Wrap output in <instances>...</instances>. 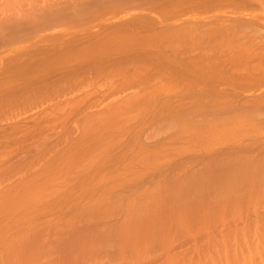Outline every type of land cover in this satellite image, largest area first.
<instances>
[{"label":"bare ground","instance_id":"bare-ground-1","mask_svg":"<svg viewBox=\"0 0 264 264\" xmlns=\"http://www.w3.org/2000/svg\"><path fill=\"white\" fill-rule=\"evenodd\" d=\"M219 1L242 9L255 3L160 0L158 12L169 17L156 27L137 9L138 0H68L61 3L68 7L54 3L49 9L55 10L42 12L57 18L49 27L47 19L40 20L42 27L31 34L37 40L23 45L29 50L20 52L12 42L0 51V148L13 147L8 154L14 153L0 171V214H6L0 218L8 216L0 222V264H101L105 257V264H139L152 248L163 250L199 235L205 243L196 249L199 263L255 264L260 242L254 246L258 253L250 245L244 250L253 253L243 257L240 251L241 261L235 237L233 255L223 247L220 257L218 246L227 244L229 234L216 236L211 228L264 208V153L261 159L253 155L264 152V138L253 137L236 150L224 148L225 154H215L209 142L214 138L220 145L225 138L221 129L229 126L228 137L241 127L247 133L264 131V16L252 7L236 11L229 4L235 11L224 19L215 13L208 21L198 17L197 9L217 7ZM37 13L31 9L17 16ZM69 14L74 17L67 18ZM15 20L0 21V30L21 31ZM60 23L70 31L59 34L55 26ZM94 26L100 30L90 31ZM8 51L14 56L7 57ZM151 128L155 133L149 137ZM211 129L215 134L206 141ZM151 136L160 138L153 142ZM180 155H189L194 163ZM173 158L180 163L173 164ZM189 163H199V169L190 170ZM147 175L149 185L140 184ZM126 189L130 193L122 196ZM59 196L64 199L56 202ZM78 198H84L81 206ZM41 208L60 213L68 208L75 214L81 209V216L68 220L80 233L69 237L52 226L55 222L47 225V219L50 228H40L38 220L36 229L33 213ZM115 212L125 214L119 226L98 228L95 240L81 238L82 224L99 223ZM21 225L26 233L13 234ZM184 254L179 257L185 262ZM258 257L264 264V257Z\"/></svg>","mask_w":264,"mask_h":264},{"label":"rangeland","instance_id":"rangeland-1","mask_svg":"<svg viewBox=\"0 0 264 264\" xmlns=\"http://www.w3.org/2000/svg\"><path fill=\"white\" fill-rule=\"evenodd\" d=\"M68 0H0V21L1 22H4V21H9V20H11V19H14V18H16V22H19L18 23V25H20L21 26V31H19V32H13L12 30H10V29H1L0 30V51L2 50V49H5L6 48V46H10V43H12V42H15V47H16V49L18 48V51L20 50V52H23V51H25L26 49H28V48H24V46L26 47V45L27 44H29L30 42H32V41H35V40H37V38H32L33 36H31V34H33L34 33V30H36V29H38V28H40V27H42V23L40 22V20L41 19H47V23L45 24V27H49L50 25H52L55 21H54V19L55 18H57V15H55V14H50V13H42L43 11H53V10H55V9H49V8H51V7H53V6H55V5H57V4H54V3H65V2H67ZM159 1L160 0H138V3H137V9H139V10H141V12H142V14H144L145 15V17L144 18H146V19H148V18H151V21H154V23H155V26L156 27H159L161 24H163L162 22L163 21H166V20H164V19H167L168 20V17H169V15H162L161 14V12L159 13L158 12V10H157V7L159 6ZM255 2V3H252V2ZM257 0H252L251 1V3H252V5H251V7H250V5H249V2H247L246 4H245V6L243 5V9H245V11L247 10V8H248V11L250 10V8L251 9H253L252 11H255V13L254 14H256V13H258V14H260L261 16H264V10H262L263 9V7H264V2H258L259 4H261V6H262V4H263V6H262V9H261V7H260V5L256 2ZM46 2H48V3H46ZM220 2V1H219ZM219 2H217L218 4H217V7L216 6H210V7H207V8H209L208 10H206V9H197L198 11H197V13L201 10V13L199 14L200 16H198V17H200V18H203V16H204V18L203 19H207V21H208V19H213L214 17H216L215 15H217V16H220V15H222V18L225 16V15H227V13L229 14V12H232V11H241L240 9H242V6H237V4H231V3H228V4H226V2L225 3H223L222 1L219 3ZM224 4V5H223ZM229 4H231V5H233V7L235 6H237L238 8H235V10L233 9V10H231L230 8L232 7L231 5H229ZM62 6H66V7H68L67 5H65V4H61ZM223 5V6H222ZM238 5H241V4H238ZM191 6H193V5H191ZM228 8H227V7ZM247 6V8H245ZM127 7H130V5H128ZM188 7V6H187ZM187 7H185V8H187ZM190 7V6H189ZM232 7V8H233ZM215 8V9H214ZM31 9H34L36 12H38L36 15H33V14H28V15H26V16H23V15H21V17H18L17 16V14H21V13H24V14H26V13H29L30 12V10ZM189 9H193V8H189ZM218 9V10H217ZM242 9V10H243ZM171 10V8H167V11H170ZM188 10V9H187ZM212 10L214 11V12H212ZM216 10V11H215ZM231 10V11H230ZM259 10V11H258ZM189 11V10H188ZM229 11V12H228ZM251 11V12H252ZM194 12H196V11H194ZM243 12V11H242ZM211 13V14H210ZM215 13V15H213V14ZM246 13V12H245ZM203 14V15H202ZM206 14V15H205ZM210 14V15H209ZM257 14V16H259L260 17V15H258ZM195 15H197V14H195ZM168 16V17H167ZM202 16V17H201ZM213 17V18H209V17ZM71 17H74L72 14H69L68 16H67V18H71ZM95 17H97V16H95ZM163 17H167V18H163ZM208 17V18H207ZM183 18V17H182ZM95 19V18H94ZM99 19V21H100V18H98ZM224 19V18H223ZM162 20V21H161ZM92 21V20H91ZM98 21V20H97ZM97 22L98 24H100V22ZM159 21H160V23H159ZM165 23V22H164ZM61 24H63V23H60V25L57 27V26H55L56 27V29L55 30H58V31H60L59 32V34H65L66 32H69L70 31V29H68V26L67 25H61ZM94 24H96V22H93V25ZM88 26H89V24H88ZM90 26H92V24L90 25ZM96 26H98V25H96ZM96 26H94V27H92V29H90V31H93V32H96V31H98V30H100L99 29V27H96ZM96 28V29H95ZM72 29V28H71ZM71 31H73V29L71 30ZM24 45V46H23ZM21 46V47H20ZM28 46V45H27ZM5 47V48H4ZM29 50V49H28ZM19 53V52H18ZM14 54H15V52H10V51H8V52H6V55H7V57H11V56H14ZM17 54V53H16ZM3 112H2V110H0V120H3ZM225 120V119H224ZM219 121H221V120H219ZM73 122V120H71L69 123H68V125L69 124H71ZM74 123V122H73ZM73 123H72V125H73ZM246 123L244 122V126H246L245 125ZM249 124H250V122H249ZM67 125V126H68ZM66 126V127H67ZM228 125H226V127H227ZM243 126V125H242ZM248 127H249V125H247ZM251 126V125H250ZM234 126H232V128H233ZM146 128H147V126H146ZM234 128H237L236 126L234 127ZM233 128V130H235ZM245 128L246 127H244V129H243V127H241V129L242 130H244V131H242V130H240L239 128V130L238 129H236L235 131H232L233 132V134H232V132H230L231 133V135L233 136V138H231L230 137V134H229V137L226 135H224L225 133L227 134L229 131H231L232 129L230 128V126L228 127V129H229V131H228V129L226 128H223V129H225L227 132H225L223 129H221L223 132H221V130L219 129V131L216 129V132H218L217 133V135L221 132V134H219V135H221V137H222V139L223 140H221V142H220V145L218 144V143H214L215 141L211 138V136H214V134H210V132L213 130V129H211V130H209L208 131V135H207V139H206V141H208L210 138V144H211V142H212V147H210V148H215L214 149V151H216L215 152V154L217 153V152H220V150H221V152L223 153V154H225L224 153V150L226 149V151L228 150H231V149H235V148H238V147H243V146H248L249 145V143L253 140V137H254V139L255 138H257V139H260L261 141H263L264 139V131L261 129V132L262 133H258V130H257V132L256 133H254V130L256 129H254L253 130V128H252V132H248L247 133V131H249V130H245ZM231 129V130H230ZM246 129H248V128H246ZM250 129V128H249ZM147 130V129H146ZM146 130H144V131H146ZM149 130V129H148ZM151 130L153 131V132H148L149 133V137H150V135H153V133H155V130L153 129V128H151ZM151 130H149V131H151ZM214 132H215V130H214ZM234 132H237V133H235L234 134ZM246 132V133H245ZM147 133V132H146ZM161 134H163L164 135V137H165V132L163 133V132H160ZM252 133H254V134H252ZM247 135V136H242V135ZM250 134V135H249ZM254 135V136H252V135ZM255 134H256V136H255ZM259 135V137H258V135ZM261 134V135H260ZM147 135V134H146ZM241 137H240V136ZM263 135V136H262ZM148 136V135H147ZM146 136V137H147ZM235 136V137H234ZM261 136V137H260ZM148 137V138H149ZM154 137H156V138H154ZM151 136V141H153L154 139H155V141L157 140V138L159 139L160 138V136ZM209 137V138H208ZM245 137V138H244ZM252 137V138H251ZM154 138V139H153ZM161 138H163V137H161ZM238 138V139H237ZM263 140H262V139ZM153 139V140H152ZM233 139V140H232ZM234 139L237 141V142H234ZM240 139V140H239ZM242 139V140H241ZM250 139V140H249ZM246 140V141H245ZM149 140H147L146 141V143L148 142ZM151 141H149V142H151ZM245 141V142H244ZM154 142V141H153ZM232 142H234V143H232ZM243 142V143H242ZM232 143V144H231ZM243 145H242V144ZM230 144V145H229ZM233 144H236V145H233ZM238 144H240V145H238ZM263 146H264V141H263ZM224 145V146H223ZM233 145V146H232ZM220 146V147H219ZM260 146H262V145H260ZM260 146H258V147H260ZM223 148V149H222ZM225 148V149H224ZM13 149V147H11V148H9V147H6V146H2L1 148H0V155H2V157H1V160H0V171L1 170H3V168H4V165H6L5 164V161L7 162V160H8V158L11 156V155H13V154H8L9 153V151L10 150H12ZM239 149V148H238ZM255 149H257V147L255 148L254 146H253V150H255ZM261 149V148H260ZM236 150V149H235ZM262 150V149H261ZM261 150H259V152L261 151ZM263 150H264V147H263ZM257 151V150H256ZM256 151H253L254 153H253V155H255V158L257 159V156L256 155H258L260 158L259 159H261L262 158V156H260L261 154L263 155V153L264 152H262V153H257ZM257 154H256V153ZM16 153V152H15ZM198 153H200L199 151H196V154H195V156H197V154ZM218 154V153H217ZM199 155H201V154H199ZM198 155V156H199ZM221 155V154H220ZM181 156V158H182V156L183 155H180ZM180 156H177V158L179 159V157ZM189 156V155H188ZM188 156H186V155H184L183 157H186L185 159H187V157ZM194 156V157H195ZM190 157V156H189ZM188 157V158H189ZM264 157V156H263ZM180 158V159H181ZM198 157H196V159H197ZM174 160V162H172L173 164H175V162L177 161H179V160H176V158H173ZM184 159V162L186 161H190L191 160V162L192 163H194V161L193 160H195L194 158L193 159H187V160H185ZM256 159H254V160H256ZM176 160V161H175ZM198 160H200L199 158H198ZM198 160H196V162L198 161ZM183 160H181V162H182ZM176 162V163H177ZM180 162H178V164H179ZM177 164V165H178ZM190 165H191V169L190 170H192V171H197V169H199V167H196V165L197 164H199V163H197V164H191V163H189ZM198 166H200V165H198ZM193 168H197L196 170L194 169L193 170ZM142 182V183H141ZM140 182V184H143V185H147L148 183H150V176H148L147 175V177H145V180H143V181H141ZM139 184V185H140ZM149 185V184H148ZM147 185V186H148ZM118 192V191H117ZM130 193V191H127V189H126V191L123 193V195L122 196H128V194ZM118 193H120V192H118ZM122 193V192H121ZM121 193H120V195H121ZM127 195H126V194ZM57 201L56 202H58L59 200L60 201H62V199H64V198H62V196H59V197H56L55 198ZM79 199V201L78 200H76V203H78L77 205H79V206H81L82 204H84L82 201H84V198H81V200H80V198H78ZM49 200H51V197L49 198H46L45 199V201H49ZM78 201V202H77ZM86 201V200H85ZM80 202H82V203H80ZM81 204V205H80ZM85 205H83V207H84ZM42 209L43 208H41V210L39 209V211H41V212H35V213H33V214H35L34 216L36 217L35 218V221H36V223L33 225V227H35L36 229L37 228H39V226L38 227H36V225H38V223H39V221H40V223H39V225L41 226L40 228H42L43 227V229L45 230L46 228H50V223H51V221H52V223H54V224H52V226H57L60 230H62V231H65L67 234H69V237H70V234L71 235H73L74 236V234L76 233V232H79V231H77L78 229H76V228H74V227H71L72 226V223L70 222L69 223V221L68 220H71L72 218H74V216H78V215H80L81 216V213H82V211H81V209L79 210V214H75V213H72L68 208H64V209H62L61 210V213L58 211V210H56V212H55V210L54 211H52V212H50V210L49 209H47V208H44L43 209V212H42ZM65 209H67L66 211H65ZM264 212V208L263 209H261L260 207L258 208V210H257V212H254L253 211V214H252V211H247V212H243L242 213V217L240 218V220H231V219H229V220H227V222L226 221H224L223 223H221V222H217V223H215L213 226H212V232L211 233H214L216 236H219V235H222V234H225L226 233V235L227 234H229L228 236H226L227 237V244L225 245V246H221V245H219L218 247H219V251H220V254L221 255H219L220 257H222L223 256V254H225V253H223L224 252V248H225V250L226 249H228L227 251H231V252H234L235 250H236V252H235V254H239V253H241V252H243L242 253V255H244L243 257H245V254L248 256V252H250V251H247L248 249H252V251L254 252L255 250L254 249H256L254 246H255V244H257L258 242H260L259 244H260V247H261V252H262V254H260L261 252H257V251H255L254 253H258V255L256 254L255 256L256 257H254L256 260H255V264H260V262H259V255H262L263 257H264V222H261V220L264 218V213L262 212V211ZM63 212V213H62ZM250 212V213H249ZM59 213V214H58ZM248 213V214H247ZM32 214V215H33ZM55 214V215H54ZM114 214H116V215H114ZM119 214V215H118ZM0 215H2V217H4V215H6V214H0ZM8 215V214H7ZM39 217H37V216ZM125 214H122V212H115V213H112V214H108V215H104L101 219H98V220H96L97 222H99V223H96L95 222V224H94V221L92 222L91 221V223H93V225H89V226H87V224H86V226H85V224H82L81 226H80V228L82 227V229L83 228H85V229H83L82 230V235H81V238L83 237L84 239H91V240H95V239H93V238H97V236H99V233L97 232V231H99V229L102 227V228H106V227H109V226H107V225H111L110 227H112L113 225L115 226V227H117L116 225H118L119 226V224H121V222H122V219H124V216ZM244 215V216H243ZM246 215V216H245ZM248 215V216H247ZM31 216V215H30ZM109 216H111V219H110V217ZM118 218H117V217ZM66 217H68L67 219H66ZM116 217V219L114 220V218ZM122 217V218H121ZM245 217H247V218H245ZM254 217V218H253ZM32 218H34L33 216H32ZM44 218V219H43ZM106 218H108L107 220H106ZM120 218H121V222H119L120 221ZM243 218V219H242ZM250 218V219H249ZM6 219H8V216H7V218H6V216H5V219L3 218V219H1L0 218V222L2 223V222H4ZM47 219V220H46ZM104 219H105V221H104ZM119 219V220H118ZM252 219V220H251ZM257 219V220H256ZM39 220V221H38ZM44 220H46L45 222H46V224L49 222V227L48 226H46V224H44L45 222H44ZM101 222H100V221ZM244 220V221H243ZM254 220V221H253ZM38 221V222H37ZM48 221V222H47ZM72 221V220H71ZM108 222L107 224L105 223V225H102V223H104V222ZM117 221V222H116ZM242 221H243V223H242ZM250 221V222H249ZM43 222V223H42ZM111 222V223H110ZM118 222H119V224H118ZM235 222H238V223H236L235 224ZM248 222V223H247ZM254 222H256V223H254ZM218 223H221V224H218ZM5 224V223H4ZM96 224H99L98 226L96 225ZM113 224V225H112ZM223 224V225H222ZM229 224V225H228ZM243 224V225H242ZM48 225V224H47ZM71 225V226H70ZM94 225H96L95 227H94ZM231 225V226H230ZM249 225V226H248ZM260 225V226H259ZM91 226V227H90ZM225 228H224V227ZM235 226V227H234ZM239 226H241V228L239 227ZM254 226V227H253ZM255 226H256V228H258V230L255 228ZM88 227H90V228H88ZM213 227H214V229H213ZM221 227V228H220ZM19 229H14L13 231H12V233L13 234H15V233H19L20 231H22V233H26L25 232V225H21V226H19L18 227ZM93 228V229H92ZM97 228V229H96ZM99 228V229H98ZM224 228V229H223ZM237 228V229H236ZM240 228V229H239ZM43 229H41V230H43ZM223 229V230H222ZM227 229V230H226ZM231 229V230H230ZM241 229H242V231H241ZM249 230V231H247V230ZM261 229V230H260ZM27 230V229H26ZM218 230V231H217ZM226 230V231H225ZM232 230H234V231H232ZM252 230H254V231H252ZM259 232H257V231ZM80 231H81V229H80ZM215 231V232H214ZM247 231V232H246ZM256 231V232H255ZM228 232V233H227ZM253 232H255V233H253ZM80 233V232H79ZM210 233V234H211ZM231 233V234H230ZM235 233V236L233 235ZM240 233H242L241 234V237L243 236V240H245V241H243L242 239H239V235H240ZM249 233H251L252 235H250ZM91 236H90V235ZM236 234H238V236L239 237H237V235ZM246 234V235H245ZM76 235H78L77 233H76ZM75 235V236H76ZM198 235V234H197ZM215 235H212L211 234V236H215ZM255 235H256V237H255ZM257 235H258V240H256V238H257ZM260 235V236H259ZM262 235V236H261ZM32 236V235H31ZM72 236V237H73ZM223 236H225V235H223ZM233 236H234V238H233ZM252 236V237H251ZM79 237H80V235H79ZM86 237V238H85ZM199 237V238H198ZM235 237L237 238V240L235 239ZM240 237V238H241ZM251 237V238H250ZM219 238H221V237H219ZM232 238V239H231ZM252 238H253V240H252ZM250 239V240H249ZM232 240H233V242H232ZM236 240V241H235ZM242 240V241H241ZM249 240V241H248ZM186 241H188V242H186ZM234 241H235V250H234ZM257 241V242H256ZM230 242H232V243H230ZM241 242V243H240ZM247 244V242H248V245H246L245 243ZM255 242V243H254ZM262 242V243H261ZM179 243V244H178ZM178 243H175V244H173V245H171V246H169L168 248H163V250H161L162 248L161 247H159V248H157V247H155V249L154 248H152L154 251H152V249H151V252L153 253H156L155 255H156V258L155 257H151V256H153L154 254H152L151 252H150V256L148 257H146L145 259H143L144 261H140V263L139 264H149V263H151V264H164V263H166L167 262V260L169 259V258H180V259H178V261L179 262H177V261H175V263L174 262H172V261H170V263H173V264H176V262H177V264L179 263V264H190V262H191V264H197V261H198V264H201V263H199V260L198 259H196L198 256H196L197 254H196V249L198 248V249H200L201 250V248H203V246H204V240L202 239V236H195V237H193V238H191V237H189V238H187L186 240H181L180 242H178ZM192 243V244H191ZM228 243H229V246H228ZM244 245H243V244ZM254 243V244H253ZM199 244V245H198ZM231 244V245H230ZM238 244V245H237ZM253 244V245H252ZM188 245H190V247L188 246ZM193 245V246H192ZM233 245V246H232ZM246 245V246H245ZM250 245V246H249ZM262 245H263V247H262ZM176 246V248L180 251V253L177 251V249L176 248H174ZM189 248H188V247ZM202 246V247H201ZM241 246V247H240ZM247 246H249L250 248H247ZM183 247H184V249H183ZM192 247V248H191ZM206 247V246H205ZM204 247V248H205ZM220 247H221V249H220ZM224 247V248H223ZM231 247V248H230ZM233 247V248H232ZM240 247V248H239ZM247 248V250H244V248ZM157 248V249H156ZM169 248H171L170 250H169ZM186 248H187V250H188V252H187V250H186ZM191 248V250H189ZM229 248H230V250H229ZM238 248V249H237ZM245 248V249H246ZM183 249V250H182ZM197 249V250H198ZM240 249V250H239ZM67 250V249H66ZM155 250H157V251H155ZM65 251V250H64ZM69 251V250H68ZM68 251L65 253V252H62L63 254L62 255H64V254H66V255H68L69 253H68ZM70 251H73L72 250V248H71V250ZM75 251V250H74ZM79 250H78V248H76V251H75V253H77ZM173 251H175L174 253H173ZM241 251V252H240ZM251 251V252H252ZM161 252V253H160ZM163 252V253H162ZM166 252H168V254H165ZM229 252H228V254H229ZM230 252V253H231ZM238 252V253H237ZM246 252V253H245ZM252 252V253H253ZM72 253V252H71ZM183 253H185L184 254V256H186L185 258H186V261L184 262V261H181L182 259H181V257H179V255H183ZM189 253H190V255H189ZM193 253V254H192ZM245 253V254H244ZM158 254H160V255H158ZM163 254L164 255H166V256H164V258H163ZM187 254H188V256H187ZM192 254V255H191ZM232 254V253H231ZM65 255V256H66ZM105 255V254H104ZM154 255V256H155ZM230 255V254H229ZM233 255V254H232ZM237 255H236V257H237ZM158 256H160V257H158ZM192 256V257H191ZM239 257V259H240V257H241V255H238ZM109 257V256H108ZM150 257H151V259H150ZM193 257H194V259H193ZM215 257H216V260H217V262H219V263H221L220 262V259H217V258H219V257H217L216 255H215ZM148 258H149V260L151 261H148ZM152 258H153V260H152ZM188 258V259H187ZM190 258H191V261H190ZM65 259H67V258H65ZM64 259V260H65ZM106 257H105V261H106ZM130 260V256L128 255V257H127V260ZM222 259V258H221ZM258 259V260H257ZM126 260V259H125ZM164 260V261H163ZM187 260H189V261H187ZM192 260L193 261H195V262H192ZM241 261H242V259H240ZM104 261V262H105ZM154 261H156V262H154ZM166 261V262H165ZM62 262H63V264H65V262H67L66 264H68V261H63L62 260ZM62 262H61V264H62ZM94 262V261H93ZM92 262V263H93ZM102 262L103 264H105V263H107V262ZM157 262H159V263H157ZM84 262H83V260L82 261H80L79 260V262H77V264H83ZM91 263V264H92ZM101 263V264H102ZM121 262L120 261H118V264H120ZM130 262H126L125 261V264H129ZM169 263V264H170ZM240 263H242V262H240ZM85 264H88V262H86ZM90 264V263H89ZM95 264H97V263H95ZM117 264V263H116ZM166 264H168V263H166Z\"/></svg>","mask_w":264,"mask_h":264}]
</instances>
